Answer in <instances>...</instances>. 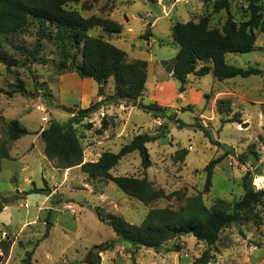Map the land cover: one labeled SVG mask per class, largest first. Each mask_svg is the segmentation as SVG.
<instances>
[{"label": "rangeland", "instance_id": "1", "mask_svg": "<svg viewBox=\"0 0 264 264\" xmlns=\"http://www.w3.org/2000/svg\"><path fill=\"white\" fill-rule=\"evenodd\" d=\"M216 1L79 0L66 5L83 17L94 15L117 22L119 32L93 27L88 33L123 49L127 60L146 61L147 79L135 102L118 99L101 104L104 96L97 94L96 82L78 78L71 66L72 60L80 61L81 44L59 37L51 25L39 26L35 20L21 32L0 37V50L13 64L7 69L0 62V140L6 139L5 122L10 119L18 120L28 131L8 141L10 157L1 159L0 264H22L24 251L36 241L30 264H88V258L95 255L97 264H197L195 259L209 248L203 241L182 235L173 246L132 248L115 241L114 232L98 218L97 208L139 224L149 209L177 210L193 194L200 193L209 208L220 199L229 205L237 201L244 193V182L254 189L264 188V72L221 81L211 72L191 73L183 92L178 91L179 83L172 76L178 49L171 38L174 23L207 16L210 27H221L227 16L236 22L247 18L249 0H228V9L214 11ZM38 41L40 51L31 60L21 49L32 50ZM225 61L264 70V32L257 33L252 50L226 53ZM15 77L23 81L25 90L8 95L16 86ZM103 90L106 97L113 93L112 78L103 84ZM220 98L229 100L228 113L216 110ZM136 102H156L165 107L166 115L154 118ZM93 103L97 109L73 124L84 161L96 160L103 151L115 153L135 135L153 133L166 122L163 136L146 144L147 168L133 151L122 156L110 173L145 178L153 188L169 194L168 198L143 203L110 180L90 178L79 166L56 167L46 157L40 131L51 119L64 122L70 116L58 106L77 109ZM194 121L207 126L213 139L225 146L209 143L192 125ZM219 155L224 157L214 167L211 185L204 191L205 166ZM249 156L257 160L256 165ZM32 188L50 192L27 194ZM254 212L258 218L230 223L219 232L207 264H264V204L255 205Z\"/></svg>", "mask_w": 264, "mask_h": 264}, {"label": "trees", "instance_id": "2", "mask_svg": "<svg viewBox=\"0 0 264 264\" xmlns=\"http://www.w3.org/2000/svg\"><path fill=\"white\" fill-rule=\"evenodd\" d=\"M77 1L79 0H0V37L21 32L35 20L38 21L39 26L51 25L59 37L65 36L81 44L80 61L72 60L71 66L80 78H89L96 82L97 94L104 96L101 104L115 103L118 99L137 101L147 79L146 61L127 60L123 49L101 36L89 34L88 31L93 27H101L108 32H119L120 25L114 20L99 16L83 17L76 10L66 8L67 4ZM222 8H229L228 0H217L213 4L214 11ZM245 12L246 19L236 22L227 16L221 27H210L207 16L200 17L198 21L188 20L172 25L171 38L178 46L172 66V76L179 83V92L185 90L188 75L191 73L200 76L211 72L220 81L235 76L263 74L264 70L257 66L238 67L225 61L226 53H243L252 50L257 33L264 32V0H249ZM148 35L149 32H145L144 38L147 39ZM39 44L38 41L32 50L21 49V51L31 60H35V55L40 51ZM0 62L7 69L13 65L2 50H0ZM109 78L113 80L114 90L106 97L103 84ZM15 81L16 86L6 94L12 95L25 90L20 78L15 77ZM203 96L205 99L208 98V94ZM136 103L154 118L166 115L165 107L156 102ZM215 105L220 113H228L231 108L229 100L224 98L217 99ZM58 107L70 114L68 119L64 122L51 119L47 127L40 131L44 142L43 152L47 158L55 161L56 167L65 169L79 166L88 177L110 180L123 192L143 203L169 197V194H165L161 189L153 188L145 178L114 176L110 173V169L122 156L133 151L138 152L142 167L147 168L150 165V158L146 144L163 136L166 122L160 124L153 133L135 135L115 153L103 151L96 160L84 161L83 147L73 124L79 123L97 109V103L77 109L65 105ZM192 125L203 133L209 143L225 146L213 139L207 126L197 121ZM102 126L105 127L104 121ZM5 133L6 139L0 140V168L1 159L10 157L8 141L16 140L26 135L28 131L18 120L10 119L5 122ZM223 157L219 155L207 162L204 191L209 189L213 169ZM41 191L50 192L48 188H32L27 194ZM259 202L264 204V188L254 189L252 184L244 182L243 195L231 205L220 199L208 208L204 205L201 194L197 193L188 196L184 206L177 210L169 207L149 209L139 224L126 222L113 214H103L98 208L96 214L114 232L115 241L132 248L142 246L159 248L166 243L173 246L177 237L192 235L209 247L195 259V263L207 264L212 257L210 247L215 245L219 232L230 223L242 224L252 217L258 218L254 208ZM38 243L39 241H36L30 250L24 251L22 264L31 263V257ZM98 262L97 255L87 260L88 264Z\"/></svg>", "mask_w": 264, "mask_h": 264}, {"label": "water", "instance_id": "3", "mask_svg": "<svg viewBox=\"0 0 264 264\" xmlns=\"http://www.w3.org/2000/svg\"><path fill=\"white\" fill-rule=\"evenodd\" d=\"M150 3L153 4L152 0H150ZM154 6L157 7V8H161L162 7L160 4H155ZM149 27H150V24H147V29ZM248 160L250 161V163L252 165H256V163H257V160L255 158H253L252 156H249Z\"/></svg>", "mask_w": 264, "mask_h": 264}, {"label": "crops", "instance_id": "4", "mask_svg": "<svg viewBox=\"0 0 264 264\" xmlns=\"http://www.w3.org/2000/svg\"><path fill=\"white\" fill-rule=\"evenodd\" d=\"M76 76H77L78 78H80L77 74H76ZM81 79H85V80H87L88 82H91V81H90L91 79H89V78H81Z\"/></svg>", "mask_w": 264, "mask_h": 264}]
</instances>
